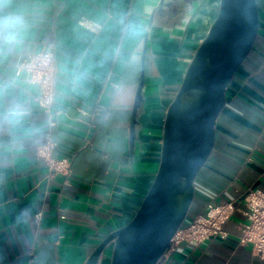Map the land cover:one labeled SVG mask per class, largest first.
I'll list each match as a JSON object with an SVG mask.
<instances>
[{"label":"crops","instance_id":"crops-1","mask_svg":"<svg viewBox=\"0 0 264 264\" xmlns=\"http://www.w3.org/2000/svg\"><path fill=\"white\" fill-rule=\"evenodd\" d=\"M257 2L258 35L228 87L215 144L195 178L186 222L210 202L240 199L250 188L264 191V0ZM156 3L12 0L28 28L22 55L11 46L0 52V90L7 88V104L25 100V86L14 78L17 64L28 53L53 51L57 61L69 66L81 61L88 72L75 91L65 88L56 98V125L50 126L38 102L30 105L23 126H9L0 117V264H85L101 241L127 222L157 162L155 153L153 163L144 158L134 162L130 149L133 104L150 27L147 16ZM199 11L185 18L183 41L155 38L147 43V77L155 81L151 85L159 89V99H148L147 106L155 101L158 105L137 127L144 134H162L160 125L211 19H197ZM82 15L101 24V30L82 26ZM48 132L58 143L54 155L70 158L69 175L50 176L37 155ZM159 143V138L149 139L156 146L153 151ZM137 165L144 170L132 194ZM242 221L235 213L224 224L225 235L184 241L168 251L161 264H264L251 247L239 243Z\"/></svg>","mask_w":264,"mask_h":264},{"label":"water","instance_id":"water-1","mask_svg":"<svg viewBox=\"0 0 264 264\" xmlns=\"http://www.w3.org/2000/svg\"><path fill=\"white\" fill-rule=\"evenodd\" d=\"M183 5L175 16L188 17L190 3L183 0ZM198 15L201 21L211 19L160 125L162 134L157 136L137 129L158 105L155 101L147 106L148 99H159V89L146 80L145 48L133 104L130 149L134 162L144 158L153 163L155 153L154 173L144 179L146 187L131 207L127 222L108 234L85 264H158L188 216L195 178L213 150L228 87L255 43L260 20L257 0H208ZM169 17L174 19L173 14ZM151 137L161 139L157 151L149 144ZM135 168L132 194L144 170L140 165Z\"/></svg>","mask_w":264,"mask_h":264},{"label":"built area","instance_id":"built-area-1","mask_svg":"<svg viewBox=\"0 0 264 264\" xmlns=\"http://www.w3.org/2000/svg\"><path fill=\"white\" fill-rule=\"evenodd\" d=\"M81 24L92 32H99L102 28L101 24L90 20L86 15H82ZM49 52L56 59L53 51L28 53L26 58L17 64V71L21 66H25L30 68L33 75L48 72L52 67V57L47 55ZM45 92L47 93L48 89ZM55 102L56 99L51 104L48 103L47 94L42 95L38 101L39 106L50 117V126L57 123L54 119V115L58 113L54 110ZM57 146V141L53 139L51 132H48L45 142L37 148L38 157L47 164L52 177L71 173L70 158L54 155ZM237 212L243 217V221L239 224L241 231L239 243L251 247L257 256L264 259V191L255 188L248 189L243 197L237 200L208 203L203 213L196 215L190 222L185 220L175 233L168 251L184 241L202 242L214 236L225 235L224 224ZM40 215L41 213L37 214V216ZM161 261L158 264H161Z\"/></svg>","mask_w":264,"mask_h":264},{"label":"clouds","instance_id":"clouds-1","mask_svg":"<svg viewBox=\"0 0 264 264\" xmlns=\"http://www.w3.org/2000/svg\"><path fill=\"white\" fill-rule=\"evenodd\" d=\"M27 23L23 15L13 9L12 0H0V52L11 46L17 54L22 55L25 48V36ZM52 57V53L47 54ZM88 69L81 61L73 66L57 61L52 57V67L48 72H40L33 75L30 68L21 66L14 78L25 86L24 102L7 104V88L0 90V117L9 126H23L30 113V105L38 102L42 95H48V103H52L57 97L64 95L65 88L76 90L80 82L87 75ZM48 89L46 93L45 90Z\"/></svg>","mask_w":264,"mask_h":264},{"label":"flooded vegetation","instance_id":"flooded-vegetation-1","mask_svg":"<svg viewBox=\"0 0 264 264\" xmlns=\"http://www.w3.org/2000/svg\"><path fill=\"white\" fill-rule=\"evenodd\" d=\"M189 3L191 7L188 10L187 20L191 15V18L195 16L200 7L203 5L204 0H192ZM181 7V0H157V3L154 5L147 16L150 27L147 33L148 36L146 39V43L154 40L155 38H159V40H164L165 42L177 43L182 38V35L186 34L188 28L187 20H185L182 14L179 16H175V14L181 10ZM183 8L185 7L183 6ZM170 14L174 15V19L171 20V18L169 17ZM155 20H162V22H159L160 25H157ZM183 20L185 23L182 22ZM168 22L173 23V28H170V24H166ZM162 25L163 27L161 28ZM181 40L183 41V39ZM145 48L148 49V44H145ZM151 73L156 74L157 71L154 70L151 71ZM146 80L149 81L150 84L154 85L155 81H150V79H148L147 77V70Z\"/></svg>","mask_w":264,"mask_h":264}]
</instances>
